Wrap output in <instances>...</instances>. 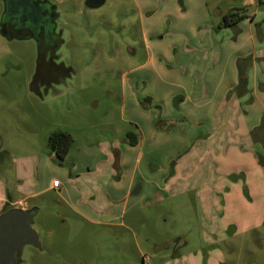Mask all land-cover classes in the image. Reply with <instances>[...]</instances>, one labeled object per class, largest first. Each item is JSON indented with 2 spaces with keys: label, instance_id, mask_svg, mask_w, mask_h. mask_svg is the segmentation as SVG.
Listing matches in <instances>:
<instances>
[{
  "label": "rangeland",
  "instance_id": "374dc122",
  "mask_svg": "<svg viewBox=\"0 0 264 264\" xmlns=\"http://www.w3.org/2000/svg\"><path fill=\"white\" fill-rule=\"evenodd\" d=\"M49 1L60 14L63 44L58 55L65 75L42 98L31 89L38 59L35 41L0 36L1 164L7 157L48 158L47 138L56 131L90 144L135 133L126 105L129 86L138 82L142 93L143 79L150 81L154 69L171 65L168 56L144 44L154 39L148 25L141 27L138 21L136 0H106L95 10L86 8L84 0ZM149 1L155 6L145 19L173 16L170 8L163 12L157 0ZM201 2L213 19L233 12L257 19L253 31L264 30V0ZM2 11L0 3V17ZM190 12L186 7L181 15L187 18ZM240 29L246 33L247 26ZM146 62L144 72L134 73ZM161 120L156 124L163 128ZM143 154L141 168L148 178H159L164 171L181 174L169 192L156 198L146 192L134 196L141 209L125 216L124 227L88 224L46 198L33 224L41 249L25 247L19 264H264V155L258 159L262 171L248 185L232 166L219 168L220 182L211 183L216 175L204 159L202 166L211 177L200 185L198 177H205L201 167L186 181L187 166L175 167L185 150L174 152L170 161L168 149ZM61 164L53 163L55 171H64Z\"/></svg>",
  "mask_w": 264,
  "mask_h": 264
},
{
  "label": "crops",
  "instance_id": "0c3cea01",
  "mask_svg": "<svg viewBox=\"0 0 264 264\" xmlns=\"http://www.w3.org/2000/svg\"><path fill=\"white\" fill-rule=\"evenodd\" d=\"M136 1L138 21L141 27L148 25V35L154 39L144 44L159 56H168L171 65L154 69L150 81L143 79L142 93L138 82L129 86L126 105L135 133L91 144L73 138L61 164L64 171L53 168V163L58 164L53 154L45 159L7 157L0 163V215L13 208L39 211L51 197L50 204H62L88 224L124 227L125 216L141 209L134 196L146 192L159 197L181 178L179 172L169 176L164 171L159 178L145 175L143 153L153 155L161 149L170 151L167 161L174 152L185 150L175 167L189 169L184 181L201 167L205 177H198L200 185L211 177L205 164L203 170L204 159L216 175L211 183L220 182L218 170L225 166L235 167L244 185L262 171L258 159L264 155V30L253 31L257 19L245 18L232 28L220 29L228 13H217L213 19L201 0H157L158 10L170 8L173 16L145 19L155 5ZM182 5L192 8L187 18L181 15ZM242 25L247 26L246 33ZM147 65L134 73L144 72ZM159 117L163 128L156 124ZM53 181H58L57 188Z\"/></svg>",
  "mask_w": 264,
  "mask_h": 264
},
{
  "label": "flooded vegetation",
  "instance_id": "af4514ba",
  "mask_svg": "<svg viewBox=\"0 0 264 264\" xmlns=\"http://www.w3.org/2000/svg\"><path fill=\"white\" fill-rule=\"evenodd\" d=\"M47 1L49 3L42 6L43 16L36 19V22L30 21L27 16L24 20L20 15L0 17V36L4 40H33L37 45L38 59L31 89L39 97H42L43 93L46 94L54 83L63 81L65 75L58 55L63 44L62 31L57 28L60 14L55 4Z\"/></svg>",
  "mask_w": 264,
  "mask_h": 264
},
{
  "label": "water",
  "instance_id": "95a60500",
  "mask_svg": "<svg viewBox=\"0 0 264 264\" xmlns=\"http://www.w3.org/2000/svg\"><path fill=\"white\" fill-rule=\"evenodd\" d=\"M3 4L2 16H21L36 22L43 16L42 6L47 0H0ZM106 0H84V6L95 10L102 7ZM137 186L133 194L138 192ZM38 210L9 209L0 215V264H19L23 249L27 246L41 249L39 237L33 229Z\"/></svg>",
  "mask_w": 264,
  "mask_h": 264
},
{
  "label": "trees",
  "instance_id": "16d2710c",
  "mask_svg": "<svg viewBox=\"0 0 264 264\" xmlns=\"http://www.w3.org/2000/svg\"><path fill=\"white\" fill-rule=\"evenodd\" d=\"M245 18L246 17L239 16L235 13H228L225 16H223L218 28L220 29L232 28ZM130 136L131 135H128L127 137L130 138ZM133 142L134 141H132L131 144ZM47 144L51 154L54 155L58 164H61L73 145V137L67 132L56 131L48 136Z\"/></svg>",
  "mask_w": 264,
  "mask_h": 264
},
{
  "label": "built area",
  "instance_id": "2783aa9c",
  "mask_svg": "<svg viewBox=\"0 0 264 264\" xmlns=\"http://www.w3.org/2000/svg\"><path fill=\"white\" fill-rule=\"evenodd\" d=\"M58 185H59L58 181H53V183H52L53 188H57Z\"/></svg>",
  "mask_w": 264,
  "mask_h": 264
}]
</instances>
